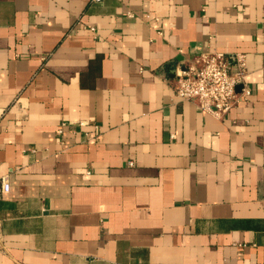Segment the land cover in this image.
I'll use <instances>...</instances> for the list:
<instances>
[{
	"label": "crops",
	"instance_id": "crops-1",
	"mask_svg": "<svg viewBox=\"0 0 264 264\" xmlns=\"http://www.w3.org/2000/svg\"><path fill=\"white\" fill-rule=\"evenodd\" d=\"M214 50L222 118L167 82ZM0 177V264H264V0H0Z\"/></svg>",
	"mask_w": 264,
	"mask_h": 264
},
{
	"label": "built area",
	"instance_id": "built-area-1",
	"mask_svg": "<svg viewBox=\"0 0 264 264\" xmlns=\"http://www.w3.org/2000/svg\"><path fill=\"white\" fill-rule=\"evenodd\" d=\"M91 1L99 3L102 0ZM128 14L131 15L130 12ZM90 29L94 30L93 27ZM246 74L244 53L202 51L175 66L174 77L167 78V82L178 99L191 101L200 110L222 118L240 100H245L253 94L252 86L245 80ZM87 124L85 121L77 123L79 127ZM64 125L62 123L57 128L60 137L63 136ZM93 126L97 129V125ZM84 134L87 140L96 137V132L90 134L86 131ZM9 188L7 177H0V198ZM2 248L4 246L0 239V249Z\"/></svg>",
	"mask_w": 264,
	"mask_h": 264
},
{
	"label": "water",
	"instance_id": "water-1",
	"mask_svg": "<svg viewBox=\"0 0 264 264\" xmlns=\"http://www.w3.org/2000/svg\"><path fill=\"white\" fill-rule=\"evenodd\" d=\"M172 77H174V70H172V74H171L170 78H172Z\"/></svg>",
	"mask_w": 264,
	"mask_h": 264
}]
</instances>
